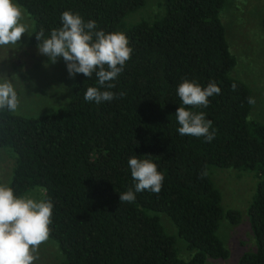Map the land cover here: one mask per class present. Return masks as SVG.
I'll return each mask as SVG.
<instances>
[{"label": "trees", "instance_id": "trees-1", "mask_svg": "<svg viewBox=\"0 0 264 264\" xmlns=\"http://www.w3.org/2000/svg\"><path fill=\"white\" fill-rule=\"evenodd\" d=\"M14 1L34 19L32 44L41 30L50 37L62 26L61 13L71 11L95 20L97 30L123 32L133 49L115 87L102 89L117 94L110 102L85 101L97 79L76 74L68 100L51 112L0 109V147L16 153L8 186L17 196L38 186L53 203L49 237L60 264H205L207 257H226L216 231L220 219L238 221L239 212L223 207L209 165L259 176L247 207L255 249L238 264H264V122L248 118L251 89L230 74L236 56L220 17L226 0H165L161 15L130 25L124 17L145 0ZM185 79L221 89L207 108L191 109L213 121L210 143L177 132L176 89ZM132 156L156 163L163 186L159 194L146 190L121 203L120 193L135 191ZM158 212L172 220L189 257L178 255Z\"/></svg>", "mask_w": 264, "mask_h": 264}, {"label": "clouds", "instance_id": "clouds-1", "mask_svg": "<svg viewBox=\"0 0 264 264\" xmlns=\"http://www.w3.org/2000/svg\"><path fill=\"white\" fill-rule=\"evenodd\" d=\"M60 20L62 26L53 28L50 37L44 38L43 30L36 34L38 52L52 63L62 58L70 78L76 74L87 78L95 75L98 86L87 88L85 101L100 104L115 99L117 94L102 89L115 87L112 81L131 58L133 49L127 36L123 32L97 30L95 20L85 22L78 13L71 11L62 12ZM22 21L20 5L13 0H0V47L17 45L22 35L28 33V25ZM235 87L233 85V90ZM220 92V87L212 81L206 87L187 79L178 85L176 94L182 106L176 109L175 119L181 136L203 137L209 143L215 138V130L210 131L213 121L206 119L204 112L191 109L207 108L209 97ZM124 95V92L118 94L119 97ZM248 103L254 104L255 100L249 97ZM18 107L19 98L11 79L0 76V109L15 113ZM128 166L135 191L129 189L120 193L121 203L134 202L138 192L160 193L164 175L158 171L156 163L132 156ZM53 207L50 200L17 196L11 187L0 184V264H34L39 246L49 238Z\"/></svg>", "mask_w": 264, "mask_h": 264}, {"label": "rangeland", "instance_id": "rangeland-1", "mask_svg": "<svg viewBox=\"0 0 264 264\" xmlns=\"http://www.w3.org/2000/svg\"><path fill=\"white\" fill-rule=\"evenodd\" d=\"M164 3L165 0H145L124 17L125 24L152 21L163 13ZM22 10V22L28 25V33L22 35L17 45L0 47V76L11 79L17 92L19 107L15 113L34 116L51 112L64 104L70 96L74 78L69 77L62 58L52 63L38 52V44L30 42L34 19L23 7ZM220 17L226 28L230 50L236 56V64L230 74L248 84L255 100L248 118L264 122V0H226ZM15 157L16 153L10 147H0V184L8 186ZM208 171L221 192L223 207L238 210L239 219H220L216 233L228 254L226 257H207L205 264H238L243 252L255 249L247 207L259 176L255 170L216 165H209ZM42 195L43 189L33 186L22 196L41 200ZM158 216L165 230L175 236L178 255L189 257L191 251L177 235L172 220L163 212H158ZM61 259L62 254L55 241L49 237L39 246L38 259L34 264H60Z\"/></svg>", "mask_w": 264, "mask_h": 264}]
</instances>
